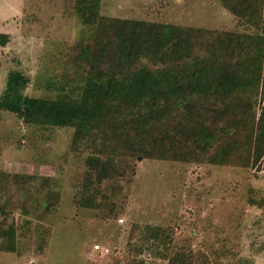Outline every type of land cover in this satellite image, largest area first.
I'll use <instances>...</instances> for the list:
<instances>
[{"label": "rangeland", "instance_id": "obj_1", "mask_svg": "<svg viewBox=\"0 0 264 264\" xmlns=\"http://www.w3.org/2000/svg\"><path fill=\"white\" fill-rule=\"evenodd\" d=\"M73 3L0 0V33L10 37L0 48V92L14 69L29 79L28 96H54L45 83L60 77L64 58L88 33ZM99 13L242 31L217 0H100ZM263 101L261 95L259 107ZM71 134L70 128H37L0 112V220L13 224L17 245L14 253H0V264H166L145 250L131 231L134 225L172 229L170 253L191 245L206 252L212 264H264V204L257 208L249 201L264 198L263 160L258 168L243 170L118 159L122 176L98 188L101 208L78 209L73 201L86 170L85 153L69 150ZM47 202L53 205L45 211ZM96 244L110 255L93 251ZM220 248L234 256L216 260ZM136 249L142 251L134 256Z\"/></svg>", "mask_w": 264, "mask_h": 264}, {"label": "trees", "instance_id": "obj_2", "mask_svg": "<svg viewBox=\"0 0 264 264\" xmlns=\"http://www.w3.org/2000/svg\"><path fill=\"white\" fill-rule=\"evenodd\" d=\"M217 1L242 31L103 16L100 0H74L73 10L88 33L64 58L60 77L45 83L54 96H28L29 79L19 70L6 73L0 112L37 128H70L69 150L84 151L86 170L73 201L76 208H101L98 188L122 176L118 159L243 170L264 161V101L259 107L264 0ZM9 39L0 33V48ZM249 201L257 208L264 204V198ZM131 229L145 250L166 264H212L199 247L168 252L173 234L168 227ZM16 248L13 224L1 218L0 253ZM141 251L133 250L134 256ZM219 254L216 260L234 251L220 248Z\"/></svg>", "mask_w": 264, "mask_h": 264}, {"label": "built area", "instance_id": "obj_3", "mask_svg": "<svg viewBox=\"0 0 264 264\" xmlns=\"http://www.w3.org/2000/svg\"><path fill=\"white\" fill-rule=\"evenodd\" d=\"M121 222V220H119ZM92 250L95 252H99L100 254H106L108 250L106 248L100 247L99 245H93Z\"/></svg>", "mask_w": 264, "mask_h": 264}]
</instances>
